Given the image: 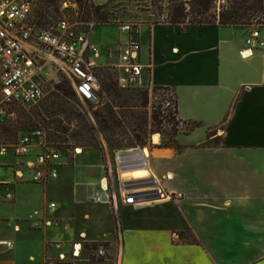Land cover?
Returning <instances> with one entry per match:
<instances>
[{
	"label": "crops",
	"instance_id": "0c3cea01",
	"mask_svg": "<svg viewBox=\"0 0 264 264\" xmlns=\"http://www.w3.org/2000/svg\"><path fill=\"white\" fill-rule=\"evenodd\" d=\"M249 32L209 25L181 30L164 22L142 24L131 34L142 46L145 79L169 88L183 124H200L178 133L179 150L160 149L169 156L151 162L167 189L182 194L173 204L199 244L182 243L165 228L118 230L110 209L86 198L85 208L97 207L93 215L71 213L64 222L60 201L38 203L33 193L60 188L66 168L45 187L18 183L17 159L8 153L0 156L10 157L0 164V200L8 193L13 200L0 204V264H44L56 255L52 242H63L68 252L78 241L107 244L112 261L83 255L74 264H264V47L242 59ZM94 180L72 183V203L77 187L85 186L87 195L96 191ZM34 211L39 216L29 222Z\"/></svg>",
	"mask_w": 264,
	"mask_h": 264
},
{
	"label": "built area",
	"instance_id": "2783aa9c",
	"mask_svg": "<svg viewBox=\"0 0 264 264\" xmlns=\"http://www.w3.org/2000/svg\"><path fill=\"white\" fill-rule=\"evenodd\" d=\"M62 5L67 6L65 2ZM33 8V0H0V132L18 120L23 107L42 102L48 93L47 87L58 84L61 75L69 80L74 93L93 107H97L104 97L95 75L101 68L115 72L117 86L121 89H147L149 107L164 98L160 96V90L154 92L153 85L145 79L141 43L131 38L138 27L120 25L119 32L127 39L118 46L116 63L98 66L96 60L100 58V48L91 42L90 32L66 19L50 28L38 27L32 23ZM245 43L247 48L240 52L242 59L264 47L260 30H251ZM163 92L166 100L162 101V107L172 109L174 104L166 98L171 92ZM158 136V144L151 141L148 145L114 151L108 177L103 171L90 198L93 204L115 210L118 206L144 210L182 200V194L170 192L164 182L166 179L152 168L150 153L160 146ZM77 150L82 149L75 148L74 157L80 156ZM8 153L17 159L14 175L16 182L22 184L45 187L69 167L67 153L48 147L41 130L22 133L13 143L0 142V156ZM141 172L147 175L135 176ZM12 200L13 194L8 193L0 204ZM47 208L54 209L55 203H50ZM37 216L39 212L34 211L27 220L33 222ZM38 220L44 222L42 212ZM6 245L10 246L9 243ZM50 246L56 255L46 259L44 264H74L83 255L112 261L109 246L100 243L92 248L90 243L78 241L69 245L68 252L63 250V242H52Z\"/></svg>",
	"mask_w": 264,
	"mask_h": 264
},
{
	"label": "rangeland",
	"instance_id": "374dc122",
	"mask_svg": "<svg viewBox=\"0 0 264 264\" xmlns=\"http://www.w3.org/2000/svg\"><path fill=\"white\" fill-rule=\"evenodd\" d=\"M62 4L65 2L66 7L61 5L60 14L61 19H66L72 24H76L84 29L86 32H90V40L100 48V58L96 60L98 66H107L109 64H115L118 56L117 46L125 40L124 35L119 32V26L124 24L132 25L133 27H139L142 24H159L168 21V15L175 3H182L185 12L190 10L188 5L189 0H91L94 5L104 7L110 15V21L106 24H99L96 21H80L78 15L77 4L75 0H60ZM190 16H187L184 21V25L190 21ZM57 22V21H56ZM53 24L52 26H55ZM48 28V26H47ZM259 26L251 25L246 29L251 31L258 29ZM141 35L142 30L140 29ZM107 70L97 72L98 80L101 88L104 90L105 100L100 107H90L87 103L82 101L70 88L69 80L61 75L60 82L58 84H50L47 87L46 98L35 105H29L23 107L19 112L18 121L15 125L9 128L8 132L3 135L2 139L5 143H13L22 133L32 130H44L46 134H51L53 128L51 121L56 118L62 122V126L69 128L67 134H63V138H68L73 132L80 131V122L84 121L86 125L92 128V134L95 138V142L86 143L73 141L68 139L71 145L68 148H64L67 153V163L69 165L66 170H63L62 180L60 182V188H48L46 192L41 189L35 190L33 196L35 201L40 203L48 199H55L60 201L62 208L61 218L63 221H67V218L71 213L74 217L84 218L85 215H93V212L100 207L107 210V206H97L90 210V207L85 208V203L88 201L92 204L90 198L94 194L87 195L88 189L85 186L77 187L76 201H73V182H90L94 179V182H99L103 177V171H105V177H108L109 168L112 161V156L115 150L119 148L130 147V142L127 139L118 144L119 147L112 146L105 137V132L98 124L95 113L103 111L105 106H111L113 111L117 114V117L122 120L119 115L121 109L112 101V97L105 90V83ZM154 87V86H153ZM63 88H66L69 92L64 95ZM141 91V90H139ZM143 91V90H142ZM153 91L156 92V90ZM149 93V92H148ZM135 95L139 94L135 91ZM161 96L165 94L163 91L159 93ZM140 95V94H139ZM138 95V96H139ZM128 97V96H127ZM131 97V95L129 96ZM170 100H173V94H168ZM149 101H147L148 105ZM142 105V100L133 99L131 101L130 113H134L144 119L147 124V134L143 137V140L138 144L141 146L148 145L154 135H160V146L156 149H164L162 146L168 143L171 135V126H167L165 123L161 126L160 130H155L151 125V107L149 105ZM67 110L69 114L74 116V120L67 124L66 119L63 117H50L47 113L52 114L57 110ZM175 120V127L180 133L182 131L187 132L191 124H183L179 122L176 115H173ZM152 130V131H151ZM126 137L130 136V130L126 128ZM47 145H53L49 139L46 140ZM125 146V147H124ZM75 148L83 149L80 156L74 157L73 150ZM156 164H160L161 161L153 159ZM10 162V157H0V164ZM4 173V175H6ZM87 195V197H86ZM86 198V200H85ZM94 205V204H93ZM109 209V208H108ZM112 213V219L114 227L118 230H122L128 227H140V228H165L170 229L174 233H178V230L183 229V219L179 210L172 207L171 204H165L154 208H148L144 210H134L132 208H126L118 206L117 210L110 209ZM54 216V215H53ZM52 216V217H53ZM55 217V216H54ZM49 219L45 216V221ZM49 221V220H48ZM50 222V221H49ZM74 230V229H73ZM77 231V230H76ZM111 253V250H110Z\"/></svg>",
	"mask_w": 264,
	"mask_h": 264
},
{
	"label": "trees",
	"instance_id": "16d2710c",
	"mask_svg": "<svg viewBox=\"0 0 264 264\" xmlns=\"http://www.w3.org/2000/svg\"><path fill=\"white\" fill-rule=\"evenodd\" d=\"M75 1L77 4L78 17L80 21H96V23L99 24L109 23L110 15L104 7L94 5L91 0ZM33 2L34 8L32 14V23L34 25L41 28H47V26L50 28L53 24H57V22L61 20L59 17H61L60 7L62 2L60 0H33ZM188 5L190 10L186 13L182 3H175L169 12L167 23L173 26H179L181 30L193 25H209L246 29L248 26L253 24L259 26V30L264 29V0H189ZM187 16H190L191 19L188 21L187 25H184V21ZM105 69L107 70L105 73L106 79H108V82L105 83V90L112 97L113 103H115L121 109L119 115L121 116L122 120L117 117V114L113 111V108L108 105L103 108V111L95 113L96 120L101 129L105 132L106 140L112 146L119 147L118 144H121L125 139L130 142L131 146H137L147 134V124L143 118L134 115V113H130L129 109L131 108L130 104L133 99H140L142 100V105H147V101H149L148 90L121 89L117 86L115 72L110 68ZM103 70L104 68L97 69L95 71L97 78V72H101ZM69 86L71 88V85ZM153 88L156 90V92L159 90L170 92L169 88L166 87L154 86ZM101 91L104 93L102 88ZM135 91H138L140 95H135ZM63 93L64 95H67L69 92L66 88H63ZM130 95L131 97H129ZM104 100L105 94L97 108L100 107ZM164 100H166L165 97L161 100H158L157 102L152 103L151 125L156 131L160 130L164 123L167 126H171V132L167 133L168 135H171L170 139L168 140V143H165L162 146V148H175L179 150L175 140L179 132L175 127L177 124H175L174 117H172L173 115H176L177 117V101L173 95V100H169L172 102V104H174V107L171 109L162 107V101ZM47 115H50V117H61L63 115L67 124L71 123L75 119L72 114H69L67 110L63 109H59L52 114L47 113ZM17 121L14 124L4 128L3 131L0 132V142L5 143L3 140H1L3 135L6 134L9 128L15 125ZM178 121L180 122V120ZM80 123L79 132H73L71 136H68V138H63L62 135L67 134L69 132V128L62 126V122L54 118L51 121V124L53 125V128H51V134L47 135L44 130H41L44 133L45 142L47 139H49V141L53 144L51 146H47L66 153L64 148L71 146L68 145L69 138L77 142L85 141L88 144L95 142V138L92 134V128L86 125L84 121H81ZM189 124H191V127L188 131H192L200 126L198 123ZM126 128H128L131 133L128 138L126 137L127 134L124 131ZM166 204H171L172 207L176 208V206L171 202ZM183 226V229L178 230V233H176L178 240L186 244H199L195 236L186 228L184 221ZM129 228L135 229L140 227H128L126 229ZM104 245L107 246V244ZM90 246L94 248L96 244H91ZM90 258L94 259L93 256Z\"/></svg>",
	"mask_w": 264,
	"mask_h": 264
},
{
	"label": "bare ground",
	"instance_id": "6f19581e",
	"mask_svg": "<svg viewBox=\"0 0 264 264\" xmlns=\"http://www.w3.org/2000/svg\"><path fill=\"white\" fill-rule=\"evenodd\" d=\"M152 142L154 144H158L159 136L158 135H154L153 138H152ZM77 154L81 155L82 154V150H77ZM150 156L153 159H163V158H167V156H169V152L163 151V150H160V149H153L151 151V153H150ZM146 175H147L146 172H141V173L135 174V176H137V177H142V176L144 177Z\"/></svg>",
	"mask_w": 264,
	"mask_h": 264
}]
</instances>
